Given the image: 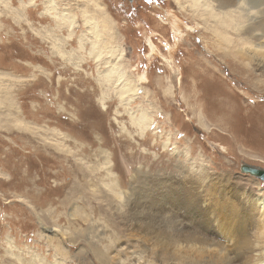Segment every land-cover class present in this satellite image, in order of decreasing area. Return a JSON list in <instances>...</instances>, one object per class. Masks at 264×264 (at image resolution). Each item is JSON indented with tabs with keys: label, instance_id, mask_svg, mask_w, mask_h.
I'll return each instance as SVG.
<instances>
[{
	"label": "rangeland",
	"instance_id": "obj_1",
	"mask_svg": "<svg viewBox=\"0 0 264 264\" xmlns=\"http://www.w3.org/2000/svg\"><path fill=\"white\" fill-rule=\"evenodd\" d=\"M200 33L174 0H0V264H156L126 202L166 231L200 186L264 201V75Z\"/></svg>",
	"mask_w": 264,
	"mask_h": 264
},
{
	"label": "bare ground",
	"instance_id": "obj_2",
	"mask_svg": "<svg viewBox=\"0 0 264 264\" xmlns=\"http://www.w3.org/2000/svg\"><path fill=\"white\" fill-rule=\"evenodd\" d=\"M174 1L179 11L200 27V39L212 58L226 61V47L235 43L237 53L241 57L249 56L264 75V0ZM183 3L187 4V9ZM179 24L177 19L171 22L173 32L180 40L185 35ZM192 30L189 27V31ZM148 42L151 53L158 54L154 45ZM199 58L219 72L211 62L202 56ZM166 62L172 71L173 62ZM227 66L231 70V66ZM206 70L210 69L206 68L203 72ZM174 74L178 76L181 73L176 70ZM138 79L143 83L148 81L143 77ZM259 82L264 83V80ZM246 173L256 177L251 172ZM191 182L189 180L187 183ZM198 188L197 191H201L197 193L193 189L190 203L184 205L187 221L183 222L179 216L176 224L166 231L165 228L160 229L151 217L153 208L148 213H142L135 204L125 201L122 207L124 212H119L129 232L126 238L132 247L146 253L156 264H264V201H254L249 192L241 194L230 186ZM251 210L256 211L258 216L253 217Z\"/></svg>",
	"mask_w": 264,
	"mask_h": 264
},
{
	"label": "water",
	"instance_id": "obj_3",
	"mask_svg": "<svg viewBox=\"0 0 264 264\" xmlns=\"http://www.w3.org/2000/svg\"><path fill=\"white\" fill-rule=\"evenodd\" d=\"M243 171L245 172H251L254 175H256V177H258L260 180L264 181V170H260V169H254V168H250L249 166H245L242 167Z\"/></svg>",
	"mask_w": 264,
	"mask_h": 264
}]
</instances>
